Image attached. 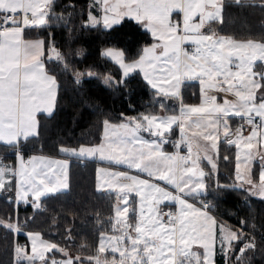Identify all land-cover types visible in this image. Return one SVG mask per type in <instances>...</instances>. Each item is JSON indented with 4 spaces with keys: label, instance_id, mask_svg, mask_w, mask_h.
<instances>
[{
    "label": "snow or ice",
    "instance_id": "6c2138e0",
    "mask_svg": "<svg viewBox=\"0 0 264 264\" xmlns=\"http://www.w3.org/2000/svg\"><path fill=\"white\" fill-rule=\"evenodd\" d=\"M234 2L242 4L243 0ZM94 3L101 7L104 15L101 21L89 12L91 25L102 22L105 27H111L122 18L131 17L145 24L157 41L143 49L140 58L132 63H125L122 51L105 50L104 55L121 66L125 77L140 68L153 88H158L164 96L177 99H181L180 86L184 80L199 79L205 86L203 103L186 105L181 99L179 116L149 114L128 118L127 122L120 124L105 121L101 144L60 149L70 155H98L101 160L147 175V178H141L126 170L100 169L109 178L108 187L117 192L115 224L122 226L113 229L118 235L101 237L98 251L103 253L107 247L113 253L112 259L106 258L103 264H214L217 221L207 211L208 205L197 208L184 198L195 197L205 190L202 180L205 173L198 168L197 160L166 153L162 144L167 142L165 133L171 132L173 124H179L182 139L186 126L188 129L195 127L200 131H193L191 137L211 141L212 149L217 148L221 126L225 137L231 133L247 149L255 147L258 133L264 130V71L254 70L258 62L264 68V40H237L219 35L211 24L222 21L223 0H94ZM52 4L53 0H0V142L12 146L17 152L22 142L38 135L37 114L51 113L56 101L59 85L42 59L45 41L24 38L26 29L47 25ZM173 13L182 16L174 20ZM185 45L192 47L186 48ZM50 47L55 58L63 60L61 53ZM157 49H160L159 53ZM81 75L85 74L76 73L77 82ZM111 79L105 77V83ZM158 79L168 88L158 84ZM209 90L231 94L234 99L221 98L222 102L218 103L216 96L207 95ZM232 116L240 117L252 126L248 137L241 136L243 124L232 131L228 122ZM141 131L157 139L146 140L139 134ZM192 147L189 138V153ZM196 147L199 150V145ZM19 159V172L15 173L20 178L19 200L27 203L31 194L35 198L34 207L39 208L37 201L41 196L68 186L66 162L47 161V165H56L57 168L48 166L46 170H38L33 164L29 170L23 156ZM37 160L45 163L42 157H31L29 164ZM237 168L239 170V165ZM6 171L11 170L0 163V191H11L10 181L9 187L5 188ZM248 183L252 195L264 198V171L258 184L251 180ZM168 186L173 190L170 191ZM132 193L139 197V208L132 209L134 222H129L128 196ZM119 201L123 202V207L119 206ZM164 201L178 202L179 211L164 213L159 207ZM0 225L4 222L0 221ZM4 226L21 231L18 224ZM220 232L219 250L227 258L228 252L233 251V242L244 241L245 237L242 232L237 233L223 225ZM28 235L32 241L31 255L27 247L18 246L15 249L18 264L20 261L27 264L36 261L40 264H84L80 257H72L64 248L44 241L39 233ZM196 245L203 251H194ZM254 248L255 238H248L239 250L237 261L245 251ZM53 250L61 253L63 258L46 256ZM85 259L102 264L98 256Z\"/></svg>",
    "mask_w": 264,
    "mask_h": 264
},
{
    "label": "trees",
    "instance_id": "16d2710c",
    "mask_svg": "<svg viewBox=\"0 0 264 264\" xmlns=\"http://www.w3.org/2000/svg\"><path fill=\"white\" fill-rule=\"evenodd\" d=\"M91 4V0H53L47 25L25 30L27 37L44 39L45 68L55 75L59 88L54 112L50 116L38 115V135L21 143L23 155H63L60 150L63 147L99 143L105 133V121L118 124L146 113H175L179 112L181 99L183 103L201 100L198 81H185L181 99H177L153 88L139 70L125 77L119 64L104 55V50L121 49L125 60L131 61L142 55L143 49L154 42V37L133 18H124L111 27L102 23L91 25ZM223 4L222 21L211 24L218 34L264 40V0H243L242 4L223 0ZM50 45L61 53L63 60L55 58ZM76 73L85 74L80 76L79 82ZM105 77L112 79L105 83ZM232 118L233 131L239 119ZM218 141L213 160L215 168L209 161H203L206 188L202 196L218 222L229 225L237 233L242 232L245 240L235 242L229 261L217 253L215 264H264V198L238 185L237 147L223 137ZM15 152V148L0 142V153L6 154L13 168L17 167ZM105 163L95 158H72L69 188L43 197L41 201L46 208L37 211L25 207L26 202L21 201L16 208L14 173L10 179L11 191H0V221L4 225L14 224L17 215L21 223L25 218L27 227L40 230L72 256H104L98 251V236L102 231L112 230L116 204L114 192L100 191L96 187L97 166ZM261 164L257 159L253 172L259 170ZM8 187L9 183L5 185L6 189ZM4 225H0V264H13L14 229ZM17 233L19 242L28 243L25 234ZM251 237L255 238V248L245 251L240 261L231 262V257L240 255V248ZM52 256L63 255L54 250L50 253ZM106 256L111 257L109 253ZM19 264L27 263L20 261Z\"/></svg>",
    "mask_w": 264,
    "mask_h": 264
},
{
    "label": "rangeland",
    "instance_id": "374dc122",
    "mask_svg": "<svg viewBox=\"0 0 264 264\" xmlns=\"http://www.w3.org/2000/svg\"><path fill=\"white\" fill-rule=\"evenodd\" d=\"M126 18V17H125ZM173 19L174 20H176V15L173 13ZM123 20V19H122ZM121 20V21H122ZM120 21V22H121ZM144 26H145V24H143ZM219 35H221V36H229V37H232V36H230V35H225V34H219ZM232 38H234V39H237V40H247V39H253V40H257V41H260V40H263V39H259V38H235V37H232ZM154 43H157V41H156V39L154 38V42L153 43H151V44H149L148 46H146L145 48H147V47H150L152 44H154ZM185 47L186 48H191L192 46H190V45H185ZM144 48V49H145ZM109 49H115V48H109ZM107 50V49H106ZM116 50H119V51H122L121 49H116ZM159 51H160V49H157V53H159ZM123 52V51H122ZM104 53H105V50H104ZM143 54V53H142ZM110 58V57H109ZM140 58V57H139ZM139 58H137V59H134V60H131V61H127V60H125V58H124V61H125V63H132L133 61H136V60H138ZM112 59V58H111ZM114 60V59H113ZM115 61V60H114ZM116 62V61H115ZM120 66V65H119ZM121 67V66H120ZM121 70H122V74H123V69L121 68ZM136 70H139V71H141V73H142V75H143V77L145 78V75H144V72L140 69V68H137ZM255 71H264V68H262L261 66H260V64H259V62L257 63V66H256V68L254 69ZM132 73V72H131ZM130 74V73H129ZM156 75L159 77V73H156ZM146 79V78H145ZM147 80V79H146ZM191 80H194V81H198V83H199V87H200V97H201V100H200V102H198V103H183V104H186V105H192V104H194V105H200L201 103H203V100H204V95H205V86H203V85H201V83H200V80L199 79H188V80H184L183 82H182V84H181V86H180V93L181 92H183V90H182V88H183V83L185 82V81H191ZM148 81V80H147ZM158 84H160L161 86H163V87H165V88H168V86L166 85V84H163L162 83V81L161 80H159L158 79ZM151 85V84H150ZM156 89V88H155ZM157 90L159 91V89L157 88ZM169 91H171V89H168ZM207 95L208 96H216L217 97V102L219 103V102H222V100H221V98H226V99H228V100H233L234 99V97L231 95V94H225V93H223V92H217V91H215V90H209V91H207ZM180 108H181V103H180V106H179V112H175V113H166V114H158V113H146V114H144V115H149V114H155V115H157L158 117L159 116H167V115H177V116H179L180 114ZM129 118H134V117H129ZM135 118H139V117H135ZM125 122H127V120H125ZM120 123H122V122H120ZM120 123H118V124H120ZM113 124H115V123H113ZM179 125V124H178ZM177 126V124H173L172 125V130H171V132H168V133H165V139H166V141L168 142V138H169V136L173 133V131H174V128ZM193 131H200L199 129H196L195 127H193V128H191V129H188L187 128V126H186V133L184 134V136H183V141L184 142H186V144H187V146H188V140H189V138H191L192 139V144H193V147H192V152L191 153H189V158H190V161L192 160V159H195V160H197V166H198V168L200 169V170H203V172H205V168H204V163H203V161L202 160H206V161H209L212 165L213 164H215V161H213L214 160V158H216V151H217V148L216 149H212L211 148V141H205V140H203L202 138H199V137H191V134H192V132ZM208 131H211V129H208ZM144 139H146V140H153V137H155V136H153V135H151L150 133H148V132H146V131H141L140 133H139ZM180 134H181V136H182V133H181V131H180ZM103 135H105V133L103 134ZM219 136H221V137H224V134H223V127L221 126V129H220V134H219ZM218 136V137H219ZM218 137H217V147H218ZM156 139H157V137H156ZM170 141H171V139H170ZM170 141H169V143H170ZM166 143V142H165ZM165 143H163L162 144V150L164 151V152H166V153H169V154H174V152H173V150L171 149V148H166L165 146H164V144ZM238 143V146H241V145H243L241 142H237ZM196 145H199V150L197 149V147H196ZM88 146V145H87ZM94 146H97L96 144H94ZM81 147H85V146H81ZM81 147H73V146H69V147H63V148H70V149H79V148H81ZM90 147H91V145H90ZM86 148H88V147H86ZM19 150H20V148H19ZM16 151H17V149H16ZM175 151V150H174ZM176 152V151H175ZM45 154H47V153H45ZM177 154V153H176ZM47 156H50L51 158H53L52 159V161H60V162H66V159L68 160V161H71V159L72 158H75V155H70V154H68V153H65L64 152V154L63 155H51V154H48ZM209 157H210V160H209ZM19 158V157H18ZM18 158H17V160H18ZM23 158L25 159L26 157H24V155H23ZM66 164H67V162H66ZM50 167H52V168H54V169H56L57 168V166L56 165H50ZM19 168H20V165H19V160H18V163H17V172L16 173H18L19 172ZM57 171H58V169H57ZM11 173H14V171H11ZM66 173H67V167H66ZM68 174V173H67ZM6 175V174H5ZM15 176V179H16V187L19 185V176L17 175V174H15L14 175ZM202 180H203V183L205 184V177H203L202 178ZM205 186H206V184H205ZM205 191V190H204ZM204 191L203 192H201L199 195H197V196H195V197H184L185 199H187L188 200V202L189 203H192L195 207H197V208H203V206L201 205V204H199L198 202H197V197H201L203 200H205L204 199V197L202 196V194L204 193ZM59 192H62V191H60L59 190ZM181 195H183V194H181ZM133 202H134V200H132ZM206 201V200H205ZM173 202H175V203H168V202H166L167 204H166V206L167 207H171L172 209H173V213H177L178 211H179V204H178V202H176V201H173ZM136 204V203H135ZM116 206H117V204H115L114 205V213H113V215H115V208H116ZM119 206H121L120 204H119ZM121 207H123V206H121ZM137 208V210H138V208H139V205L137 206V205H133V207H132V209L133 208ZM132 209H131V211H132ZM207 211L209 212V214L210 215H212L215 219H216V221H217V224L215 225V227H214V231H215V236H216V244H215V252H214V257H213V259H214V264H215V262H216V255H217V253H221L220 252V250H219V244H220V240H219V238H220V236H221V232H220V226L221 225H223V226H225L226 228H228V229H231V230H233V231H236L235 229H233L232 227H230L229 225H227V224H225V223H221V222H218V220H217V218L215 217V215L210 211V209L209 208H207ZM18 218V217H17ZM15 221H16V216H15ZM15 221H14V224H15ZM25 221V218H23V222ZM114 221V220H113ZM18 223H21V220L19 221L18 220ZM26 221H25V223H23V224H19V227H20V229H21V231H19L20 233H23V234H25L26 236H27V240H28V243L27 244H29V247L27 248L28 249V252H29V255H31V244H32V241H31V238H30V236L28 235L29 233H39L40 234V236H41V238L44 240V241H46V242H51V243H55V244H57V242H55L53 239H51V238H47V237H45L44 236V234L40 231V230H37V229H31V228H29V227H27V225H26ZM114 224H115V221H114ZM120 227H122L121 225H114L113 226V228H112V230H110V231H105V232H100L99 233V242H98V245L101 243V237L102 236H113V235H118L119 233L117 232V231H114L113 229L114 228H120ZM17 232V231H16ZM15 234V233H14ZM106 244H107V242H105ZM14 244H15V242H14ZM59 246V245H58ZM234 246H235V242H233V250H234ZM107 248V247H106ZM15 245H14V250H13V257H14V255L16 254V252H15ZM108 249V248H107ZM193 250L194 251H203V249H200L199 248V246L198 245H196V246H194L193 247ZM54 251V250H53ZM231 253H232V251H229L228 252V256H227V258L225 257V260L226 261H229V258H230V255H231ZM224 254L223 253H221V256H223ZM233 255V254H232ZM46 256H48V257H50V253H46ZM116 256L118 257V253L116 254ZM225 256V255H224ZM77 257H80L83 261H84V264H91V262H89L87 259H85V258H87V257H89V256H87V257H82V256H80V254H77ZM99 257V259H100V257H102V256H98ZM236 257L237 256H232L231 257V262H234V260H236ZM59 258L60 259H62L63 258V256H59ZM108 260H111L112 259V257H108L107 258ZM233 260V261H232ZM100 261L103 263L104 261H105V259L104 258H102V259H100ZM27 263V262H26ZM36 263H40L39 261H36L35 262V264ZM93 263H95L94 261H92V264ZM231 264V263H230Z\"/></svg>",
    "mask_w": 264,
    "mask_h": 264
},
{
    "label": "crops",
    "instance_id": "0c3cea01",
    "mask_svg": "<svg viewBox=\"0 0 264 264\" xmlns=\"http://www.w3.org/2000/svg\"><path fill=\"white\" fill-rule=\"evenodd\" d=\"M91 2H92V4H91V6H92L91 14L93 16H96L98 19H101V21H102V17L104 15V13L102 12L101 7L98 4H95L94 0H91ZM174 14L176 15V19H179L182 16V14H177V13H174ZM221 16H222V13H221ZM124 18H122V19H124ZM126 18H131V17H126ZM141 24L143 25V23H141ZM144 27L147 28L146 26H144ZM24 38L26 40H37V39L44 40L42 37H32V38L31 37H27L25 35V33H24ZM44 53H45V49H44ZM42 59L44 60V57H42ZM44 63H45V61H44ZM57 83H58V81H57ZM57 92H58V90H57ZM192 105H194V104H192ZM54 110H55V105H54L51 113H46V112L38 113L37 114L38 121H39L38 115L50 116L54 112ZM232 117H235V116H232ZM232 117H230V118H232ZM230 118H229L228 122H229V124L231 126L234 123V120H231ZM232 119H235V118H232ZM236 119H239V123L242 121V119L240 117H236ZM122 122H125V120L122 121ZM239 123H238V125H239ZM110 124H113V123H110ZM238 125L233 130V132H235V130L237 128H239ZM38 130H39V126H38ZM251 131L252 130L248 131L247 137L251 134ZM176 132H177V128H175L173 133L169 136L168 142H166L164 144V146L166 148H171L173 150L174 154H176V152L174 151V148H172L171 146H168V145H169V141H170L171 137L174 136L176 134ZM103 138H104V136H103ZM220 138H221V136L218 137V139H220ZM223 139H225L227 142H229L231 140V141L241 142L243 144L241 146H238L237 142L233 143V144L236 145L237 150H238V152H237V166L239 165V170L237 168L238 185H240V186L242 185V186H245L248 189H250L251 185L248 183L249 180H251L253 182V184H258L259 181H260V174H261L262 171H264V130H260V132L258 133L257 141H254L255 147L252 148V149H247L245 147L244 143L241 140H239L236 135H233L231 133H230V135L228 137L224 136ZM153 140H156V137H153ZM102 142H103V139L99 143H96V145H99ZM93 146H94V144L91 145V147H93ZM86 147L89 148L90 146H85L84 148H86ZM47 155L48 154H45V153H32V154L24 155V157H26L24 159L25 166L30 170L31 167L34 164V165L37 166L38 170L40 168H44L46 170L47 167L50 166V165H47V161H52V159H53V158H51L50 156H47ZM20 156H23V154H21V152L18 154L16 159L18 157H20ZM75 156L79 157V158H82V159H84V158H95V159L101 160L98 155L97 156H77V155H75ZM31 157H38V158L42 157V158H44L45 163H41L39 160H37V161H33L32 164H29V160H30ZM238 157H239V159H238ZM257 159H260V161L262 163L261 164L262 166H260L259 170H257L256 172H253V169L255 167V161ZM18 160H19V165H20V159L18 158ZM18 160H17V163H18ZM102 161H105V160H102ZM202 161H204V160H202ZM66 162H67V173H68L67 174V178H66V182H67L68 186L66 188L59 189L60 191H65V190H67L69 188V167H70V162L71 161H68L66 159ZM0 163H2L4 166H6L7 169H9L11 171H14V173L17 172V167L16 168L11 167V165H10L11 162L7 158L6 154H4V153H0ZM100 169H105L107 171H125L126 170V171H129V173L132 174V175H140L141 178H147L146 173H137V171L135 169H127L126 166H124V165H115V164L109 163L108 161H106L105 164L98 165L97 166V174H96V187L100 191L105 190V191L114 192L115 195H116V204H118L117 192L114 189L108 187L107 181H108L109 178L105 175L104 172H101ZM11 171H6V173L9 174V175H13L14 173H11ZM160 183L163 185V182H160ZM168 187H169L170 191L173 190L171 188V186H168ZM18 189H19V185L16 187V194H17ZM59 190L55 191V192L47 193L46 195L41 196L40 199H42L43 197H45V196H47L49 194L57 193V192H59ZM31 200H35V198L33 196H31V194H30L29 197H28V201H31ZM132 200H134V202ZM18 201L19 202L20 201L24 202L22 200H19V198H18ZM128 201H129V222H134L131 219V213H132L131 209H132L133 205H137V206L139 205V197L136 196L135 193H132V194H130L128 196ZM166 202L175 203L173 201H164L161 205H159V207H163L162 205H166L167 204ZM119 204L121 206H123V202L122 201H119ZM114 221H115V215H114ZM114 225L115 224L113 222L112 226H114ZM99 245H98V249H99ZM28 246H29V244H28ZM107 253H109V255L111 257H113V254L111 253V251L106 248L105 252H103L104 256L100 257V259L108 258L109 256H106ZM89 257H93V256L89 255Z\"/></svg>",
    "mask_w": 264,
    "mask_h": 264
},
{
    "label": "built area",
    "instance_id": "2783aa9c",
    "mask_svg": "<svg viewBox=\"0 0 264 264\" xmlns=\"http://www.w3.org/2000/svg\"><path fill=\"white\" fill-rule=\"evenodd\" d=\"M190 49H191V48H190ZM242 124H243L244 127H243V131H242V133H241V136H242L243 138H246V137H247V134H248V131H249V130H252V126L246 124V123L242 120V121L239 123L238 127H240ZM172 144L176 147L177 154H178L179 156H186V157L189 156V150H188V147H187L186 145H184V143L182 142L181 135H180V131H178V135H177V137L172 141ZM16 154L18 155L19 153L16 152ZM4 179H5V184H6V182L10 180V175L6 173ZM33 201H34V200L28 201L27 203L24 204V206H25V207H26V206H30L32 211L43 210V209L46 208V204L43 203L41 200L37 201V203H39V205H40L39 208L34 207V205H33ZM198 201H199L202 205H208L207 202H204V201H202L201 199H198ZM16 205H19L18 202H16ZM161 210H162L164 213H168V212H172V213H173V209H172L171 207H167V206H166V207H162ZM165 218H166V217H165ZM15 224H18V226H19V224H20V223H18L17 215H16V221H15ZM17 236H18V234H17V232L15 231V248H17L18 245H19V246H24V247H26L27 244H26V243H20V242L18 241V239H17ZM55 258H56V257H55ZM56 259H58V258H56ZM14 264H17L16 259H15V261H14Z\"/></svg>",
    "mask_w": 264,
    "mask_h": 264
}]
</instances>
